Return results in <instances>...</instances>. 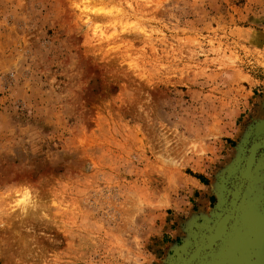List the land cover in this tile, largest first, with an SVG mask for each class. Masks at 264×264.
Instances as JSON below:
<instances>
[{
  "label": "rangeland",
  "instance_id": "374dc122",
  "mask_svg": "<svg viewBox=\"0 0 264 264\" xmlns=\"http://www.w3.org/2000/svg\"><path fill=\"white\" fill-rule=\"evenodd\" d=\"M259 119L264 0H0V264H169Z\"/></svg>",
  "mask_w": 264,
  "mask_h": 264
},
{
  "label": "water",
  "instance_id": "95a60500",
  "mask_svg": "<svg viewBox=\"0 0 264 264\" xmlns=\"http://www.w3.org/2000/svg\"><path fill=\"white\" fill-rule=\"evenodd\" d=\"M240 218L246 223L243 233L235 230ZM198 219L191 220L187 236L172 248L169 264H244L248 258L262 264L264 244L257 234L264 229V119L245 132L219 176L216 202Z\"/></svg>",
  "mask_w": 264,
  "mask_h": 264
},
{
  "label": "bare ground",
  "instance_id": "6f19581e",
  "mask_svg": "<svg viewBox=\"0 0 264 264\" xmlns=\"http://www.w3.org/2000/svg\"><path fill=\"white\" fill-rule=\"evenodd\" d=\"M21 199H23V198H21ZM241 219H242V218H240L239 223L236 224V226H235V230H237V232L243 233V232L245 231L246 223H245L243 220H241ZM230 232H231V234H232L233 230H232V231L230 230ZM233 233H234V232H233ZM258 234H259V235H258ZM258 234H257V236H259V240L261 241L262 244H264V229H263V230H260V231L258 232ZM238 235H239V234H235V235H233V239L236 240V239L238 238ZM226 250H227V249H226ZM241 258H242V257H241ZM238 260H240V258H238ZM238 260H237V262H238ZM262 260H264V246H263L262 253H261V263L263 264ZM242 261H243V258H242ZM243 262H244V264H257L256 259H255V260H250V259L248 258V261L245 260V261H243ZM225 264H231V263H230L229 261H226ZM236 264H237V263H236Z\"/></svg>",
  "mask_w": 264,
  "mask_h": 264
},
{
  "label": "crops",
  "instance_id": "0c3cea01",
  "mask_svg": "<svg viewBox=\"0 0 264 264\" xmlns=\"http://www.w3.org/2000/svg\"><path fill=\"white\" fill-rule=\"evenodd\" d=\"M202 183H203V182L199 180V187H201V186H202Z\"/></svg>",
  "mask_w": 264,
  "mask_h": 264
}]
</instances>
